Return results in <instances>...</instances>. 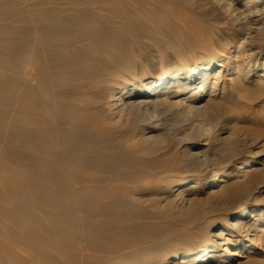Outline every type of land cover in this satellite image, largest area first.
Instances as JSON below:
<instances>
[{
    "label": "bare ground",
    "instance_id": "1",
    "mask_svg": "<svg viewBox=\"0 0 264 264\" xmlns=\"http://www.w3.org/2000/svg\"><path fill=\"white\" fill-rule=\"evenodd\" d=\"M177 1L0 0V264H232L250 258L247 241L264 244L262 187L245 183L200 249L132 262L97 253L134 233L126 182L157 173L134 160L178 141L182 157L207 161L212 137L194 150L178 122L208 112L232 64L264 66V0H213L204 15L191 0L195 16ZM244 163L202 182L214 188ZM174 182L159 193L177 198L187 179Z\"/></svg>",
    "mask_w": 264,
    "mask_h": 264
},
{
    "label": "rangeland",
    "instance_id": "2",
    "mask_svg": "<svg viewBox=\"0 0 264 264\" xmlns=\"http://www.w3.org/2000/svg\"><path fill=\"white\" fill-rule=\"evenodd\" d=\"M214 4L213 0H202V6L198 9L194 8L196 4L191 0H178L169 5L183 14L195 16L193 11L197 9L201 15L209 10H218V6ZM238 37L240 35L236 33L234 40L239 39ZM230 68L231 70L221 72L224 76L214 91L215 94L210 96L213 93L211 90L204 97L203 104L208 107V112H194L184 123L178 122L181 126H178L179 130L188 132L190 140L196 141L194 150L201 148L212 137L213 150L209 159L197 162L189 156L182 157L184 149L178 141H174L172 149L162 148V151L159 149L145 154V160L144 157L134 160V169L136 166L137 169L140 166L154 167L157 168V173L150 175V178L143 177L142 182H126L129 186L127 191L132 195L134 193L132 201L138 206L132 219V224L136 225L134 233L112 234L109 236L110 252L99 249L98 254L109 256L114 261L117 258L121 262H132L148 257L163 259L185 250L189 245L200 244V249L211 238L209 231L213 222H221L226 213L236 211L240 200L239 189L245 183L260 185V198L264 201V81H260L261 78L264 79V66L251 70L247 65L239 68L234 63ZM194 129L202 132V136ZM242 160H245L243 171L226 176L218 186L213 188L211 182H202L205 177L207 181L210 180L214 167L222 168L226 164L234 165ZM147 161L155 165L152 166L149 162L146 164ZM183 179H187V183L182 187L183 194L177 198L173 193H159L161 186H168L170 183L173 185L174 181ZM193 179L196 184H189ZM165 190L172 189L166 187ZM200 211H203L202 215H198ZM247 242L250 246L247 250L249 249L253 258H242L237 254V259L232 264H256L254 260H264V244ZM239 250V254L245 251L244 248ZM92 252L88 250L87 254L91 255ZM210 264L226 263L216 261Z\"/></svg>",
    "mask_w": 264,
    "mask_h": 264
}]
</instances>
